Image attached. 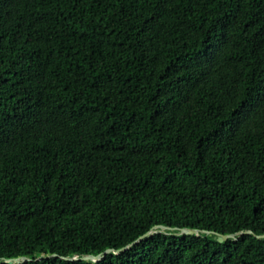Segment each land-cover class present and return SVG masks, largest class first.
<instances>
[{"label": "trees", "instance_id": "trees-1", "mask_svg": "<svg viewBox=\"0 0 264 264\" xmlns=\"http://www.w3.org/2000/svg\"><path fill=\"white\" fill-rule=\"evenodd\" d=\"M156 225L211 233L64 259ZM244 231L264 235V0H0V264H264V239L216 240Z\"/></svg>", "mask_w": 264, "mask_h": 264}, {"label": "water", "instance_id": "water-1", "mask_svg": "<svg viewBox=\"0 0 264 264\" xmlns=\"http://www.w3.org/2000/svg\"><path fill=\"white\" fill-rule=\"evenodd\" d=\"M169 230H176L175 234L177 235H182V234H194L196 236L200 235V231L208 234L211 233L209 231H205V230H199V229H193V228H171L165 225H156L154 226L150 231L146 232L145 234L141 235L138 239H136L135 241L131 242L129 245L123 247L122 249H117V250H113V249H106L103 253L101 254H87L84 255L82 257H78L77 255H74L73 257H64V259L66 260H77V259H82V260H89V261H93V262H97L100 261L106 254L115 251V253H120L122 250H127L130 248V246L136 244L138 241H141L145 238H147L150 235H153L155 233H159V232H166ZM242 235H253L255 238L257 239H264V235H255L253 234L251 231H244V232H239L237 234H216V240L218 242H223L226 241L227 239L229 240H234L236 241L239 237H241ZM56 256V255H53ZM43 255H41L39 257V259H42ZM5 262L9 263V264H21L24 262H28L30 261V258L26 257V256H21V257H17V258H12V259H5Z\"/></svg>", "mask_w": 264, "mask_h": 264}]
</instances>
